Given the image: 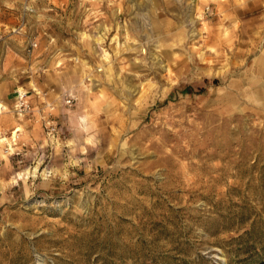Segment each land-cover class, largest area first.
Returning a JSON list of instances; mask_svg holds the SVG:
<instances>
[{
  "label": "rangeland",
  "instance_id": "374dc122",
  "mask_svg": "<svg viewBox=\"0 0 264 264\" xmlns=\"http://www.w3.org/2000/svg\"><path fill=\"white\" fill-rule=\"evenodd\" d=\"M0 31L37 107L2 118L0 264H264V0H0Z\"/></svg>",
  "mask_w": 264,
  "mask_h": 264
},
{
  "label": "built area",
  "instance_id": "2783aa9c",
  "mask_svg": "<svg viewBox=\"0 0 264 264\" xmlns=\"http://www.w3.org/2000/svg\"><path fill=\"white\" fill-rule=\"evenodd\" d=\"M22 11L24 14H31L34 13V8L30 4H24L22 7ZM26 27V21L22 18V20L19 22L17 26H14L13 28L8 30V34H20ZM25 31V30H24ZM4 34L2 31H0V41L4 39ZM38 48V39L35 35L30 36L26 44L24 46V55L26 58H30L35 50ZM33 91H36V89H32ZM73 96H68V98L65 100L66 105H71L74 101ZM49 108L52 109L51 105H49ZM37 111V107L34 106L31 95L29 93V90L25 89L22 86L17 87L14 90V102L12 103L11 107H8L7 105L1 103L0 104V115L5 112H11L14 116L17 118L20 117H27L33 115V113ZM42 118H50L49 116H44ZM47 128L49 130V133H53L55 131V126L51 121H47ZM17 128H14L9 137H5V133L3 129L0 127V142L4 144L6 151L8 149H11L12 143L15 142L16 136H14V132ZM16 131L15 133H17Z\"/></svg>",
  "mask_w": 264,
  "mask_h": 264
},
{
  "label": "crops",
  "instance_id": "0c3cea01",
  "mask_svg": "<svg viewBox=\"0 0 264 264\" xmlns=\"http://www.w3.org/2000/svg\"><path fill=\"white\" fill-rule=\"evenodd\" d=\"M12 36H13V35H12ZM14 36H15V35H14ZM23 48H24V47L22 46V48H19V52H18V53H14V52H13V53H14L16 56H19V57H18L19 59L23 60L22 63H25V62H24V59H23V57H22ZM10 51H11V49H10L9 47L6 46V50L3 52V53H5V54H4V59L9 55ZM11 52H12V51H11ZM20 56H21V57H20ZM25 61H26V60H25ZM23 66H27V64H21V68H22ZM13 87H14V83H13ZM14 89H15V88H14ZM13 91H14V90H13ZM0 103L6 104L7 106H9V104L6 103V102H4V101H0ZM7 113H9V112H5V113H3V114L0 115V127H2V128H4L2 118H3V116L6 115ZM13 118H16V117L13 115Z\"/></svg>",
  "mask_w": 264,
  "mask_h": 264
},
{
  "label": "bare ground",
  "instance_id": "6f19581e",
  "mask_svg": "<svg viewBox=\"0 0 264 264\" xmlns=\"http://www.w3.org/2000/svg\"><path fill=\"white\" fill-rule=\"evenodd\" d=\"M259 64H260V63H259ZM16 131H19V128H17ZM16 131H15V132H16ZM15 132H14V136H16V133H15ZM18 176H19V178H20L21 174L19 173Z\"/></svg>",
  "mask_w": 264,
  "mask_h": 264
}]
</instances>
